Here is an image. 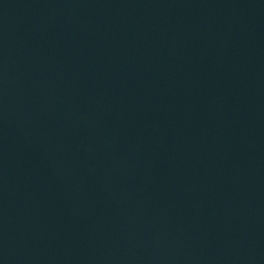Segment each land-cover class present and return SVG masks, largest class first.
<instances>
[{"label": "water", "instance_id": "95a60500", "mask_svg": "<svg viewBox=\"0 0 264 264\" xmlns=\"http://www.w3.org/2000/svg\"><path fill=\"white\" fill-rule=\"evenodd\" d=\"M0 264H264V0H0Z\"/></svg>", "mask_w": 264, "mask_h": 264}]
</instances>
